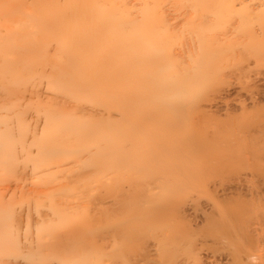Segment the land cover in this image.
Segmentation results:
<instances>
[{"label": "bare ground", "instance_id": "6f19581e", "mask_svg": "<svg viewBox=\"0 0 264 264\" xmlns=\"http://www.w3.org/2000/svg\"><path fill=\"white\" fill-rule=\"evenodd\" d=\"M0 264H264V0H0Z\"/></svg>", "mask_w": 264, "mask_h": 264}]
</instances>
